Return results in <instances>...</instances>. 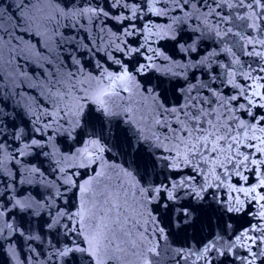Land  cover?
Returning a JSON list of instances; mask_svg holds the SVG:
<instances>
[{
    "label": "snow or ice",
    "instance_id": "obj_1",
    "mask_svg": "<svg viewBox=\"0 0 264 264\" xmlns=\"http://www.w3.org/2000/svg\"><path fill=\"white\" fill-rule=\"evenodd\" d=\"M18 242L21 264H264V0H0Z\"/></svg>",
    "mask_w": 264,
    "mask_h": 264
},
{
    "label": "water",
    "instance_id": "obj_2",
    "mask_svg": "<svg viewBox=\"0 0 264 264\" xmlns=\"http://www.w3.org/2000/svg\"><path fill=\"white\" fill-rule=\"evenodd\" d=\"M6 3H10V0H5ZM157 23H163V20H156ZM4 27L7 29L10 27L8 23L7 17H5V20L3 21ZM35 43V39L32 41ZM162 45L165 44V42H161ZM208 45L206 44L205 47ZM166 51L168 52L169 55H173L174 58H179V55L176 54L175 48L171 46V44L166 45ZM33 69L29 68V71ZM111 159V157H109ZM117 162H119L117 160ZM247 217H244L238 221H236L237 224L243 223L244 220H246ZM27 254V249L25 245L22 242H18L16 245V254L10 258L9 254L5 251V248L3 246H0V264H21V262L25 261V257Z\"/></svg>",
    "mask_w": 264,
    "mask_h": 264
}]
</instances>
